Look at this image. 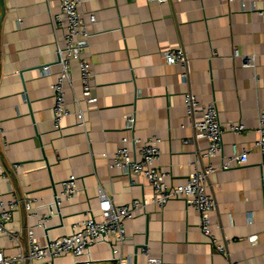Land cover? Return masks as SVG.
I'll use <instances>...</instances> for the list:
<instances>
[{"label": "crops", "instance_id": "1", "mask_svg": "<svg viewBox=\"0 0 264 264\" xmlns=\"http://www.w3.org/2000/svg\"><path fill=\"white\" fill-rule=\"evenodd\" d=\"M259 9L264 0H82L83 17L96 15L90 54L99 100L83 104L84 127L70 115L56 131L51 85L59 74L56 47L64 45L66 28L55 31L51 13L61 10L60 0H0V156L9 169L20 165L7 179L0 177V201L18 202L7 227L21 236L17 243L0 233L5 255L27 249L28 229L45 245L72 233V225L91 213L100 219L103 192L116 204L147 201L145 210L125 221L123 252L134 264H264V152L255 147L264 110V17ZM177 48L188 56L186 81L180 66L165 62L164 52ZM242 55L252 57V64L244 65ZM46 64L51 73L42 75ZM71 70L66 97L74 111V97L83 94L78 61H72ZM188 92L202 104L217 106L224 134L222 152L214 157L203 155L208 141L187 115ZM232 124H243L245 130L229 131ZM150 136L161 139L157 165L170 173V183H185L196 162L217 168L207 191L215 199L212 231L225 254L200 231L198 213L182 198L160 207L143 177L109 167L105 153L113 155L123 137ZM235 150L248 151L247 161L222 169ZM70 175L82 193L65 201L44 226L43 215L55 209L52 201ZM28 198L39 199L29 211ZM253 235L255 243L249 240ZM114 246L115 240L106 237L82 257L64 254L50 262L116 264ZM142 246L149 256L141 253Z\"/></svg>", "mask_w": 264, "mask_h": 264}, {"label": "built area", "instance_id": "2", "mask_svg": "<svg viewBox=\"0 0 264 264\" xmlns=\"http://www.w3.org/2000/svg\"><path fill=\"white\" fill-rule=\"evenodd\" d=\"M156 2H166L169 0H150ZM220 2L231 3L234 0H219ZM82 0H60L61 10L51 13V23L55 31L58 28H66L63 35L64 45L57 43L56 54L60 70L56 81L51 85L54 92V104L52 106V121L56 131L62 130V124L66 117L74 115L81 126H85V108L83 104L92 106L98 104V97L94 94L95 67L90 54V37L92 35L90 26L96 22V15L91 14L86 20L80 12ZM258 15L264 17V9L256 10ZM235 56L239 52L235 51ZM244 65L252 64V57L242 55ZM165 62L168 65H178L182 68L181 76L184 81L188 79V56L183 48L167 50L164 52ZM78 61L83 94L74 97L76 109L72 111L68 105L66 97V87L71 86L72 61ZM51 73L50 65H43L42 75ZM185 108L190 121L196 131L205 137L208 146L203 154L207 158L214 157L222 152L224 128L221 125L218 109L215 103L202 104L197 96L188 92L185 99ZM258 139L255 147L264 152V110L258 117ZM132 120L128 118V127H132ZM229 131L243 132V124L229 125ZM161 139L157 136H150L146 139L133 137H123L120 146L113 155L108 156V165L111 169H119L130 175L143 177L149 187L153 189L152 201L160 207L171 199L182 198L187 207H193L199 215L200 231L210 239L215 250L221 254L226 253L223 243H218L212 231V216L215 210V199L207 191L209 176L217 171L212 164L199 167L195 163L194 171L189 175L185 183L173 184L169 182L170 173L158 167L157 163L161 156ZM189 141L186 140L185 143ZM132 143L133 147H129ZM248 159V151L239 153L236 150L222 165V169H229L232 164H242ZM20 165L13 164L9 169L0 156V177L7 179L11 171H16ZM76 176L70 177L62 182V189L52 201L57 212L52 210L42 217L43 225L49 222L50 218L58 213L65 201H71L82 192L76 184ZM39 199L28 198L25 201V208L29 211L32 205ZM18 202L10 200L0 201V233L6 234L17 243H20L21 236L11 232L8 224L12 221L13 211ZM147 201L132 199L126 204L114 203L112 197L100 192V202L98 210L100 219H96L93 214L72 225V233L50 239L45 245H41L35 237L32 229L27 230L28 247L21 248L16 255L7 256L0 249V264H51L50 260L64 255L71 254L76 258L87 254V251L96 245L100 240L109 237L114 239L116 246L112 248L113 258L116 264H134L131 256L124 255L123 248L128 241V233L125 221L134 218L137 212L145 210ZM249 223L252 218L248 217ZM252 243L257 241V235L249 238ZM141 253L149 256L147 247H141ZM149 262H157L156 259H149ZM75 264H95L91 260H78ZM233 264H239L234 262Z\"/></svg>", "mask_w": 264, "mask_h": 264}]
</instances>
